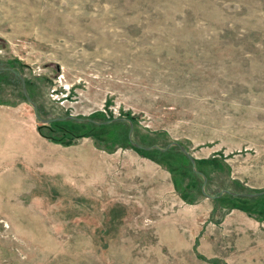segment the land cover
Listing matches in <instances>:
<instances>
[{
	"label": "rangeland",
	"instance_id": "obj_1",
	"mask_svg": "<svg viewBox=\"0 0 264 264\" xmlns=\"http://www.w3.org/2000/svg\"><path fill=\"white\" fill-rule=\"evenodd\" d=\"M0 68V264H264L201 192L264 191V0H0Z\"/></svg>",
	"mask_w": 264,
	"mask_h": 264
},
{
	"label": "water",
	"instance_id": "obj_2",
	"mask_svg": "<svg viewBox=\"0 0 264 264\" xmlns=\"http://www.w3.org/2000/svg\"><path fill=\"white\" fill-rule=\"evenodd\" d=\"M4 70H5V69L0 68V71H4ZM19 77H20V79H21V81H22V93H23L24 96L26 97V100H27V101L30 103V105L32 106V108H33V110H34V113H35V117H36V119H37L42 125H46V124H48L49 122H51V120H49V119H41V118L37 115V107H36V105H35L34 103H32V102L30 101V99L27 97L26 90H25V86H24V80H23V77H22L21 75H20ZM65 119L68 120V121H77V122L91 123V124H93V125H97V126H100V125H106V124L109 123V122H97V121H93V120H90V119H85V120H83V119L74 118V117H72V116L66 117ZM57 120H61V119H57ZM113 121H126V120H125V119H115V120H113ZM127 122H128V124H129V134H128V139H129V141H130V143H131V145H132L133 147H135V148H137V149H145V150H147V151H149L150 149H155V150H160V151H166V150H168L171 146L177 147V148L180 150V152H181L182 154H184V155L189 159L190 164H191V166H192V169L195 171V169H194V166H195V161H194V159L191 158V157L189 156V154L187 153V151H186L182 146H180V145L177 144V143L169 144V145H167L164 149H161V148L158 147V146H152L151 148H143V147H141V146H139V145L133 143V142L131 141L132 123H131L130 121H127ZM205 184H206V178L203 177V185H202V187H201V192H202V194H203L206 198H208V199H210V200H215V199H217L219 196L224 195V194L230 195V196H232V197H234V198H249V199L257 198V197H260V196H263V195H264V191H262V192H258V193H235V192H232V191H230V190H222L218 195L211 196V195H208V194L205 193V191H204Z\"/></svg>",
	"mask_w": 264,
	"mask_h": 264
},
{
	"label": "trees",
	"instance_id": "obj_3",
	"mask_svg": "<svg viewBox=\"0 0 264 264\" xmlns=\"http://www.w3.org/2000/svg\"><path fill=\"white\" fill-rule=\"evenodd\" d=\"M101 126H103V125H101ZM128 134H129V131L127 132V136H126L128 142H129ZM186 159L189 161V159L187 157H186ZM189 163H190V161H189ZM196 174L200 176L199 173H196ZM232 199H233V201H235V204L233 206L234 209L245 212L247 215H249L251 217H254L258 220L264 221V214H259L260 212L258 210H256V208L254 207L253 202L256 199H253V198L252 199H249V198H233V197H232Z\"/></svg>",
	"mask_w": 264,
	"mask_h": 264
},
{
	"label": "flooded vegetation",
	"instance_id": "obj_4",
	"mask_svg": "<svg viewBox=\"0 0 264 264\" xmlns=\"http://www.w3.org/2000/svg\"><path fill=\"white\" fill-rule=\"evenodd\" d=\"M3 69H5L4 71H0V72H2V73H9V74H11V75H13V77L14 78H16L19 82H20V85H21V93H22V81H21V79H20V73H19V71H17V70H15V69H11V68H3ZM26 90V89H25ZM23 94V93H22ZM27 94V93H26ZM23 96H24V94H23ZM25 97V96H24ZM28 97V96H27ZM25 99H26V97H25Z\"/></svg>",
	"mask_w": 264,
	"mask_h": 264
},
{
	"label": "crops",
	"instance_id": "obj_5",
	"mask_svg": "<svg viewBox=\"0 0 264 264\" xmlns=\"http://www.w3.org/2000/svg\"><path fill=\"white\" fill-rule=\"evenodd\" d=\"M86 152H87V154H88V155H86V157L91 156V155H89V153H90V152H89V148L86 149ZM89 159H91V158L89 157Z\"/></svg>",
	"mask_w": 264,
	"mask_h": 264
}]
</instances>
